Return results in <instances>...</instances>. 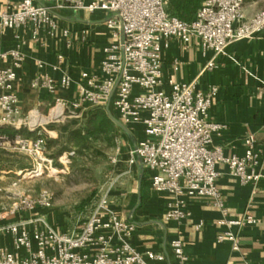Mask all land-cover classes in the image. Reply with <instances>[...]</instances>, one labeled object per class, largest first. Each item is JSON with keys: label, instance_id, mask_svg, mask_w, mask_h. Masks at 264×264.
Returning a JSON list of instances; mask_svg holds the SVG:
<instances>
[{"label": "built area", "instance_id": "1", "mask_svg": "<svg viewBox=\"0 0 264 264\" xmlns=\"http://www.w3.org/2000/svg\"><path fill=\"white\" fill-rule=\"evenodd\" d=\"M244 1L203 0L191 20H181L167 13L168 0H56L53 6L36 4L34 0L15 4H2L0 0V29L29 27L32 40L42 42V36H59L66 47L72 44L70 29L59 25L54 8L68 5L105 15L111 41L102 49L98 70L80 72L76 98L57 95L59 90L68 91L73 83L67 72L58 79L41 72L31 80V88L56 94L48 109L50 118L63 117L66 111L75 114L91 107H105L109 100V107L125 126L141 124L146 137L130 148L127 163L135 164L138 160L150 174L151 189L172 196L166 205L165 220L181 222L188 215L187 199L209 198L222 214L213 223L228 227L216 235V241H229L233 251L239 250L240 238L238 231L230 228L239 230L257 223V219L250 207L239 217H226L216 166L226 165L241 184L255 183L264 176L259 170L264 146L257 148L251 132L243 137L245 148L241 155L225 154L221 146L212 145L213 136L224 128L208 119L217 87L198 90L194 78L190 82L169 79L168 89H164L162 52L173 38L183 44L196 40L203 51L212 50L217 55L223 54L234 41L255 37L264 30V8L246 16ZM15 37L18 39V35ZM24 61L20 44L0 51V126L19 129L26 125L34 130L36 120L21 114L15 89L17 71ZM64 63L65 55L57 52L51 71L60 70ZM44 64L37 61L38 68ZM213 67L211 59L204 69ZM44 142L40 134L34 138L16 134L11 139L0 132V149L12 147L39 165L48 162L43 156ZM111 162H117L116 156ZM35 170L36 167L30 172ZM119 177L113 175L108 179L76 232L59 230L43 215V210L51 207L47 190H41L34 199L22 196L18 208L29 215L0 223V264H158L164 260L161 253L139 251L132 245L135 224L122 217L109 201ZM202 224L198 222L195 228ZM170 246L177 264H192L179 237L172 239Z\"/></svg>", "mask_w": 264, "mask_h": 264}, {"label": "crops", "instance_id": "2", "mask_svg": "<svg viewBox=\"0 0 264 264\" xmlns=\"http://www.w3.org/2000/svg\"><path fill=\"white\" fill-rule=\"evenodd\" d=\"M18 1L1 0L2 4ZM34 2L53 6L56 0ZM262 8L264 0H245L243 4L246 16ZM53 12L59 25L70 29V47H66L64 39L59 36L54 39L42 36V42L34 41L29 27L18 30L3 28L0 29V51L20 44L25 61L17 71L15 89L21 114L36 120L33 127H41L51 137H58L53 125H46L50 117L40 111L41 108L49 109L56 94L31 88V80L41 72H47L55 79L67 72L73 83L68 91L59 90L57 95L76 98L80 72L98 70L102 49L111 41V33L105 26L103 13L90 14L68 5L54 8ZM57 52L65 55V63L60 70L53 72L50 65L55 62ZM211 59L214 67L204 69ZM38 60L45 63L42 68H38ZM175 65L177 69H174ZM194 78H197L198 90L206 91L211 85L218 89L208 109V119L223 124L224 128L213 136L212 145L221 146L225 154L241 155L245 148L243 137L251 132L256 138L257 148L264 146V30L251 39L230 43L223 54L217 55L212 50L203 51L196 40L183 44L178 39H171L162 52V87L168 89L166 82L169 79L190 82ZM53 112L54 109L50 114ZM126 127L129 133L123 132V137L129 142V148L146 137L141 124ZM216 169L226 217H239L250 207L257 219V223L244 225L239 230L230 228L238 231L239 250L233 251L229 241H216V235L228 227L213 223L222 214L209 198L187 199L188 215L185 219L181 222L165 220L166 205L172 196L151 189L150 174L138 160L131 165L118 164L114 174L120 177L109 194L111 205L122 217L135 224L130 240L132 245L139 251L163 254L164 260L158 264H177L170 246L175 237L181 239L183 250L192 264H264V176L255 183L241 184L226 165L217 164ZM259 170L264 173V160ZM200 221L203 224L196 229L195 225Z\"/></svg>", "mask_w": 264, "mask_h": 264}, {"label": "rangeland", "instance_id": "3", "mask_svg": "<svg viewBox=\"0 0 264 264\" xmlns=\"http://www.w3.org/2000/svg\"><path fill=\"white\" fill-rule=\"evenodd\" d=\"M110 109L116 116L111 106ZM40 111L47 116V107ZM64 115L67 117L49 118L46 124L53 125L58 137H51L41 127L31 131L26 125L19 128L32 132V137L27 138L40 134L48 141L46 155H43L48 160L45 164H36L12 147L11 151L0 149V223L28 216V212L18 208L19 199L22 196L34 199L41 190H47L51 194V207L43 210V215L59 230L76 232L105 189L108 179L115 175L118 164H128L130 144L117 126L113 129L103 127L100 133L89 138V150L82 151L75 146L76 143L82 145L81 140L71 136V132L85 128L86 112L71 114L66 111ZM62 148L67 150L52 159ZM113 156L117 158L116 163L111 162ZM35 167L36 170L30 172Z\"/></svg>", "mask_w": 264, "mask_h": 264}, {"label": "trees", "instance_id": "4", "mask_svg": "<svg viewBox=\"0 0 264 264\" xmlns=\"http://www.w3.org/2000/svg\"><path fill=\"white\" fill-rule=\"evenodd\" d=\"M203 0H168L166 5V11L169 15L178 17L181 20H191L197 9L200 7ZM116 126L114 122L107 116L105 107L96 106L91 107L86 111V120L84 129H76L71 132V136L74 135L81 140L82 145L76 143L75 146L80 147L82 151L89 150L88 141L93 135L101 132V129L109 128L113 129ZM0 132L6 134L9 138H13L16 134H22L24 136L32 137V132L26 131L24 129H15L10 126H0ZM70 135V134H69ZM36 137V136H35ZM69 140V139H68ZM68 142V141H67ZM71 141L69 140V143ZM72 143V142H71ZM48 146V141L44 142L43 155H46V148ZM67 148L59 149L55 155L51 158L54 159L59 156ZM79 151V150H78ZM54 157V158H53ZM8 164H11L9 161Z\"/></svg>", "mask_w": 264, "mask_h": 264}, {"label": "water", "instance_id": "5", "mask_svg": "<svg viewBox=\"0 0 264 264\" xmlns=\"http://www.w3.org/2000/svg\"><path fill=\"white\" fill-rule=\"evenodd\" d=\"M105 110L107 113V116L114 122V124L124 133L128 134L129 131L127 129V127L116 117L114 116V114L111 112V109L109 107V100L105 106Z\"/></svg>", "mask_w": 264, "mask_h": 264}, {"label": "bare ground", "instance_id": "6", "mask_svg": "<svg viewBox=\"0 0 264 264\" xmlns=\"http://www.w3.org/2000/svg\"><path fill=\"white\" fill-rule=\"evenodd\" d=\"M54 110H55V108H54Z\"/></svg>", "mask_w": 264, "mask_h": 264}]
</instances>
